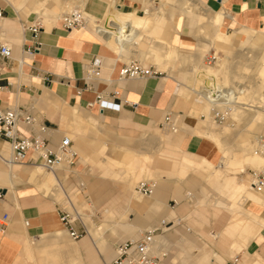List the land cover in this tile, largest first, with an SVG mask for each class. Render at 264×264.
Here are the masks:
<instances>
[{"label":"crops","instance_id":"0c3cea01","mask_svg":"<svg viewBox=\"0 0 264 264\" xmlns=\"http://www.w3.org/2000/svg\"><path fill=\"white\" fill-rule=\"evenodd\" d=\"M146 1L156 2L84 0L82 8L94 23V19L98 22L107 20L110 8L120 14L143 17L148 10L145 8L144 11ZM166 1L171 2L170 18L176 16L172 31H166L163 26L165 18L154 17L151 10H148L152 17L149 28L152 35L157 36L155 41L166 42L170 46L171 64L181 58L187 59L185 53L192 55L193 70L189 69V73L193 74L196 68L207 67L198 63L201 53L210 48L206 36L214 43V33L218 32L225 35L231 44L244 46L251 42L249 33L264 36V0H192L199 2L196 4L202 8L200 6L196 13L184 15H181L182 0ZM69 3V0H0V41L11 48L9 57L0 59V109L19 108L40 118L53 143L62 136L58 127L65 128V136L70 138L76 154L72 173L77 171L78 163L89 164L97 169L100 179L111 182L118 192L115 200L103 209V214L108 219L118 217L124 221L118 224L124 237L137 240L142 229H162L161 222L165 221L167 225L160 241L166 244L167 256L161 264H264V229L251 235L247 228L249 215L264 220V198L257 196L253 189L249 190L251 184L247 187L246 178L241 176L230 174L215 179L216 175L211 173L205 175L177 166L186 160L195 166L206 164L211 168L219 158L215 153V142L203 136L209 129L204 125L200 128L194 117L200 114L202 107L196 112L194 106L183 102V87L169 75L155 79L120 80L118 73L123 58L129 61V56L119 53L114 43L109 38H102L91 25L88 26L90 29H63L58 21ZM26 9L34 12L31 14L35 16L27 14ZM214 14L222 17L215 25L217 28L211 23ZM41 17L44 25L41 24L40 31L33 38L26 28ZM205 24L207 29H203ZM201 28L206 31L205 37L200 36ZM30 42L38 44V50L32 56L24 54ZM108 43L113 44L114 49ZM164 53L169 54L166 50L158 52L160 61H164ZM89 64L97 66L99 78L85 87L83 71ZM154 67L158 71L157 66ZM164 67L165 64L162 65ZM188 89L197 95L193 88ZM112 92L116 93L114 99L111 98ZM97 94L118 104V111L99 110L95 105L92 109L87 108L86 104L93 102ZM193 102H196L195 97ZM173 112L179 114L178 127L172 132L174 135L170 139L157 138L155 141L158 145L156 150L170 160L169 175L177 178L179 185L176 181L163 180L150 199L142 200L134 192L137 183L132 185V178L140 173L157 175L149 166L151 158L148 152L127 149L121 160H115L105 154L104 143L86 136L91 130L101 132V125L118 132L130 128L158 127L162 130L159 125L164 116ZM185 117L194 120L185 121ZM214 131L220 142L216 144L225 146L223 142L228 135L222 133V129L212 133ZM7 148L8 154L4 157L3 152ZM10 154L9 146L0 142V218L4 214L8 216L7 227L0 231V264L110 263L114 259L112 235L108 231L101 232L100 227L95 232H88L75 244H66L57 207V199L61 195L66 196L58 178L59 172L66 169L50 174L36 166L8 164L4 161L9 160ZM126 156L132 158L131 163L124 161ZM246 156L233 154L231 163L239 164ZM145 158L147 161L143 163ZM207 183L215 187L225 201L213 203L212 206L218 207L215 211L201 209L194 212L188 196L195 198L196 205L202 191L207 190ZM78 184L84 186L82 182ZM89 195L100 201L104 191L90 185ZM171 202L176 204L172 206ZM162 207L165 216L161 213ZM76 209L79 211L82 207L77 206ZM236 215L244 223L241 224L243 227L239 226L241 232L233 227V216ZM127 217L130 220L125 223ZM244 218H247L246 222ZM212 228L219 232L217 238L213 245H205V238L214 232ZM100 236L106 237L105 243H100Z\"/></svg>","mask_w":264,"mask_h":264},{"label":"rangeland","instance_id":"374dc122","mask_svg":"<svg viewBox=\"0 0 264 264\" xmlns=\"http://www.w3.org/2000/svg\"><path fill=\"white\" fill-rule=\"evenodd\" d=\"M9 1H11V0H9ZM69 1H70V3L64 12H68V11L72 10L74 7H78L81 9L84 5V0H69ZM155 3H157V4L155 5ZM145 8H148L149 10H151V12L154 16H163L165 18L164 24H163V26L165 25V30L169 31V32L172 31V25L175 22L176 16H175V18L174 17L170 18L169 14H170L171 2H167L166 0H156V2L146 1L145 5H144V9ZM37 10H39V9H37ZM25 11L27 14L34 13L32 11L31 12L28 11L27 9ZM32 16H35V14H33ZM184 19L186 21L188 20L186 17ZM40 20L42 21V23L44 22L43 17H41ZM89 20H90V17H89ZM102 23H103V19L98 22L99 25H101ZM43 25H44V23H43ZM138 28H142V27H138ZM191 30H192V28H191ZM142 34L144 35L145 39L143 38L144 40H142V42L139 46H136L135 48L133 47V49L131 48V52H130L131 54L129 55V61L128 60L126 61V58H123V60L125 61V62L123 61V63L127 64L130 61H137L144 67H152V68H155L152 64H154V65L156 64L157 68L159 69V70L157 69L158 72H160L163 77L166 75H169L174 80H176L177 84H180V86L183 87L182 95H181L182 101L186 102L188 105L190 104V105L194 106L196 112H199L200 107H202L200 114L194 115L196 122L200 125V128H202L203 125L205 126L207 124V125H210V129L216 130V131H218L219 129H222L221 132L228 135L226 137V141L224 142L225 146H219V145L215 144L216 145L215 146V148H216L215 153L218 154L219 158L216 161V163L211 166L210 171H208V174L211 173L212 175H217L219 178L227 177L230 174L234 175V176L237 175V177L241 176L244 179L246 178V184L248 187V184H251L250 183L251 172L252 171H259L261 168H263L264 165L254 167L253 164H251L249 161H245L244 159H242V161H241L242 164L240 162H239V164H232L231 163V156L233 154H237L238 157H243L245 155H248V153L251 152V149L254 148L255 138H257V137L264 138V124L259 123V122L257 123V120L255 121V119L253 121V119H252L253 114H251L252 112L248 111V109H247L248 108L247 105L251 104V103H248V102H250L249 96L251 93L249 90L250 89L249 80L253 79L252 75L256 73V65H257L256 62L257 61H252V60L246 61V59H244L245 56L243 55V56H241V58L239 60H237L235 63H233L231 61V59H232L231 57H232V55L236 49L235 44H233L231 47L228 48L231 51L226 50V49L220 47L218 44H215V43L211 44L210 38L208 36H206V31L203 30L202 35L200 34V36H204V37L206 36V39L210 42L209 50L203 51L200 55V59L198 60V63L201 66H207V67H211V68L214 67L215 68L216 66H219L221 62H223V61L225 62V60L227 62L233 63V64L230 63L231 66H230L229 70L228 69L222 70L215 77H213L215 79L214 82L216 83V85H220L223 82H225L224 83V84H226L225 86L229 85L228 87H230L235 82V84H237V83L239 84L238 85L239 90H242L243 88L245 89V87L247 89V87L249 86L247 89L248 93L246 94V97L244 98V99H247L248 102L244 99L239 100V102H240L239 105L242 106L243 108L246 106L245 107L246 110L236 109L235 107H228V108H231L232 110L229 112V116L227 117V120L225 121V123L219 125L218 123L214 122L213 119L211 118L210 108H212V106L208 103H207L208 105H206L205 102L203 103V100H200L197 97V95L193 94V92H191L188 89V88L192 87V83L194 81V79H193L194 74H192L191 72L189 73V71H188L189 69H190V71H191V69L193 70L192 63H193L194 58L190 57L192 55L190 53H185L186 54L185 56L187 57V59L181 58L179 60H176V62L174 64L168 63L170 61V58L168 55H166L164 61L163 60L162 61H153L152 59H150L149 54L145 53L146 52L145 49H147L146 48L148 46L147 43H149L150 40L157 39V36L152 35V33L149 29V25L143 27ZM235 42H237V40H235ZM164 43L166 44V42H164ZM108 44L111 48L114 49V47L112 46L113 44H110V43H108ZM214 44H215V46H214ZM216 45H218V46L216 47ZM162 47L165 48L166 51L170 50V46H168L167 44H166V47H165V45H162ZM218 49H219V51H218ZM220 51H222V52H220ZM212 52L216 55L218 60L214 65L213 64L206 65L204 63L203 58L206 55L208 56ZM229 52H231V53H229ZM220 53H224V54L228 53L227 55L231 54V56H227L226 54L222 55ZM246 62H248V63H246ZM163 64H165L164 68H162ZM168 64L170 66L169 68H168ZM242 64H244V65H242ZM248 65H249V67H248ZM244 66L246 68H245V71L243 72ZM230 70H231V72H230ZM195 71L196 70H194V72ZM224 72H225V77H224ZM241 73H244L245 75H242V76L246 77L247 79H245V78H244L245 80L241 79V82H239V81H237V79H238L237 76L240 75L239 77H242ZM222 74H223V76H222ZM233 74L234 75L238 74L236 76L237 78L232 77ZM200 79H204L203 76H201ZM205 79H206V81H209L208 79H210V78H209V76H206ZM210 84H211V82H210ZM243 86H245V87H243ZM237 90H234V92ZM255 92H256L255 94H257V95H260V94L264 95V89L263 90H255ZM194 97H195V100L197 103L193 102ZM203 105H205V106H203ZM171 114L174 118L178 119V115H179L178 113L173 112ZM205 118H207V120ZM184 119H185V121L194 120L193 118L191 119L188 117H185ZM101 127H102L101 132H97L96 130H93V131L91 130V132L89 134H87L86 137H87V139L94 140V141L99 142V143H104L106 146L105 154L108 157L115 159V160H121L127 149L134 150L137 152L143 151V150L148 152V154L151 158L149 166L151 167V169L153 171H155L157 173V175L154 176V175H151V173H148V174H150V176H149L148 174L142 175L140 173L139 175L132 178V185H135L136 183H138L141 180H148V181L153 182L155 185V189L160 185V182L163 180L176 181L177 185H179L177 178L169 175L168 171L171 168L170 160L165 158L161 153H159L157 151L158 145L155 141V140H157V138H160L161 140L170 139L172 137V135H174V134H172V132L167 131V130H160V129H158V127H155L153 129H143V128H141V129H138V128L133 129L132 128L131 129L130 128V129L124 130L123 132H118L116 130H110L103 125H101ZM58 128L61 132V135H65V131H66L65 128L64 129L60 128V127H58ZM177 132H178V130H177ZM232 140H234V141L232 142ZM4 151H6V152L5 153L3 152V156L6 157L8 154V148ZM145 161H147V158H145ZM219 162H221L223 164L222 169L217 168V165ZM44 173H46V172H44ZM58 178L60 180L59 181L60 185L62 186V188L64 190V194L71 199L74 206H76V207L81 206L82 207V209H80L79 211L82 215H84L83 216L84 220H82V221L87 225V229H88L89 233L91 231L95 232V229L97 227H100L99 229L101 232L108 231L112 235V236H110V238H112V240H113L111 243L112 247H113V251H114V245L115 244L125 242V241H130V239L128 237H124L122 235V229L118 226V224L124 223V221L122 222V220L118 217H113V219H108V218H106L105 214H103V209H105L108 205H110V203L112 201H114L115 198L119 194L115 190V188L113 187L111 182H109L107 180L100 179V175H99L96 168H94V167L91 168V166L89 164L82 165L81 163H78V168H77V171L75 172V174L72 173V169L71 170H69V169L62 170L61 172H59ZM78 182H82L84 184V190H85L84 193H77V191H79L77 188ZM90 185L91 186L96 185L97 187H100L102 191H104V195L100 201H96L92 196L89 195ZM206 187H207L206 188L207 190L202 191L203 192L202 197L198 198V200H200V202H198L195 205V201H196L195 198L190 200L191 205H192L191 206L192 211L198 212L201 209H208L210 211H215L216 209H218V207L212 206L213 203L220 202L222 200L225 201L224 196L215 187H213L211 184L207 183ZM86 194H87V196H85ZM255 194L257 196L259 195V197H261V198H264V191L261 193H255ZM205 195H209V197L206 198ZM87 197H88V199H87ZM151 197H149V198L142 197V200H148ZM57 200H58L57 202L63 201L64 200L63 195H61ZM84 203H85V205H84ZM171 205L172 206L174 205L173 202H171ZM262 212H263L262 217H264V209H262ZM161 213L164 214V216H165L164 207L161 208ZM88 215H92L94 219H89L87 217ZM134 215L135 214H132V217H134ZM129 220H130V218L127 217L125 219V223H128ZM147 229H149V228H147ZM147 229H142L140 231L138 237H140L141 234ZM212 231H214L212 233V235L205 238V240H204L205 245L206 244H209V245L214 244V240L217 238V235L219 232L215 228H212ZM65 239H66V244H75L74 241L69 240L66 235H65ZM99 241L102 244L105 243L106 237L100 236Z\"/></svg>","mask_w":264,"mask_h":264},{"label":"built area","instance_id":"2783aa9c","mask_svg":"<svg viewBox=\"0 0 264 264\" xmlns=\"http://www.w3.org/2000/svg\"><path fill=\"white\" fill-rule=\"evenodd\" d=\"M88 14L83 8L73 9L63 12L59 18L60 26L65 30L86 29L88 28ZM42 21L35 19L26 30L33 36L40 31ZM95 29L98 21L94 20ZM115 34L121 37L124 31L115 30ZM109 35V34H104ZM38 50V44L30 42L26 45L24 54L32 56ZM11 48L0 41V59L9 57ZM206 65L215 64L218 60L212 52L204 58ZM162 74L152 67H144L137 61L123 63L118 77L120 80H145L155 79ZM99 78L98 68L94 64H89L84 68L83 81L85 87L87 83L96 81ZM115 92L111 93L114 99ZM218 98V97H217ZM93 105L99 110L118 111L119 105L107 100L101 94H97L93 102L86 104V107L92 109ZM230 108L214 107L210 108L211 118L219 125L225 123L229 116ZM177 119L172 114L164 116L159 127L162 130L170 132L176 131ZM0 142L7 144L10 148V159L6 163L29 165L39 167L46 173H56L59 169H69L74 167L76 154L72 149V142L62 135L57 143H53L49 137V130L41 123V119L30 115L23 109L3 108L0 109ZM254 153L264 160V138L257 137L254 141ZM251 188L255 193L264 191V166L259 171H252ZM79 193H84V186L78 184ZM155 185L151 181H140L134 187V191L141 197L149 198L153 195ZM1 197V196H0ZM189 200L191 196H188ZM175 205L176 203L173 202ZM59 223L71 241H78L88 235L87 225L82 221L83 216L76 209L68 196L64 200L57 202ZM94 219L92 215L87 216ZM8 216L4 214L0 218V231L3 232L7 227ZM167 223L161 222V228L147 229L141 236L134 241H125L115 246L114 259L108 264H161L166 258V244L160 241V235L164 232Z\"/></svg>","mask_w":264,"mask_h":264},{"label":"bare ground","instance_id":"6f19581e","mask_svg":"<svg viewBox=\"0 0 264 264\" xmlns=\"http://www.w3.org/2000/svg\"><path fill=\"white\" fill-rule=\"evenodd\" d=\"M193 1L192 0H182V13H181V15L191 14L193 12L196 13V11L198 9L202 8L201 5H197V4H199V2L198 3L196 2L197 3L196 4ZM74 9H77V8H74ZM148 10H146L145 16L143 15V17H135V16H131L129 14H120L116 10H114L113 8H110L107 20H103V23H102L103 25L101 24L102 26H97L99 28L98 30L95 29L96 26L93 23L92 18H90V20L88 21V26L91 25L92 28L95 30V32L98 33L102 38H104V39L109 38L114 43V45L116 46V48L118 49L119 53H121L123 56H126V55L129 56L128 53H129V51H131V48L133 49V47L135 48L136 46H139L141 44L142 40L145 39L144 35L142 34L143 27L148 26V25L150 27V24H151V21H152V17L150 15L151 12L149 13ZM202 10H205V9H202ZM144 11H145V9H144ZM144 11H143V13H144ZM198 14L200 15V13H198ZM210 15H211V13H210ZM214 15H215L214 16L215 20L212 19L213 22H211V23H213L214 27H216L215 25L219 24L220 19L222 17H220L219 15L217 16L216 14H214ZM208 18H209V15H208ZM88 19H89V17H88ZM201 21L203 22L204 19H201ZM207 22H210V21H207ZM206 25L207 24L204 25L203 29H207L208 28V27L205 28ZM138 27H142V28H138ZM211 27L213 28V26H211ZM88 29H90V28L88 27ZM197 29L198 28H196V30ZM203 29H202V31H203ZM115 30L124 31V34L121 37H118L115 34ZM216 30H214L213 33ZM199 31L200 30H198V32L197 31L196 32L199 33ZM202 33H201V35H202ZM104 34H109V35H104ZM214 35H215L214 36L215 37V40H214L215 44H218L220 47H222V48H224L226 50H230L228 48L231 47L233 44H231L229 42V39L225 35L218 34V32L216 34L214 33ZM196 36H199V35L197 34ZM249 36L251 37V42H250L249 45L244 46V45L239 44V43L235 44L236 49H235L234 53L232 52L233 55L231 57L232 58L231 61L233 63H235L243 55L245 56L244 59H246V61L247 60L257 61L256 62L257 63V65H256V73L252 75L253 79L249 80V83H250V89L249 90L251 92L250 96H249L250 102H248L247 99H244L246 97V94L248 93L247 89H248L249 86L247 87V89H246L245 86H243V87H245V89L243 88L242 90H239V87H238L239 84L238 83L235 84V82L230 87H228L229 85L225 86L226 85V84H224L225 82H223L220 85H216V83L214 82L215 79L213 77H215L222 70H227V69L229 70L231 64H233L231 62H227L226 60H225V62L224 61L221 62L220 65L216 66L215 68L214 67L213 68L204 67V68H198V69L196 68V71L193 73L194 74V78H193L194 81L192 83V87L191 88H193V91H195V93L197 94V97L200 100H203V103L205 102L206 105L210 104L212 106V108L221 106V107H226V108L227 107H235L236 109L246 110V108H245L246 106L243 108L242 106L239 105L240 104L239 100L244 99L248 103H251L250 105H247V107H248L247 109H248V111L252 112L251 114H253V116H252L253 121L255 119V121L257 120V123L259 122V123H263L264 124V98L261 95L255 94L256 93L255 90H261L264 87V36L259 35V34H255V33H249ZM210 39H211V41H213L212 38H210ZM211 44H213V43H211ZM215 44H214V46H215ZM147 45H148L146 47L147 49H145V50H146V52L149 55L152 56V57L150 56L152 58V60L153 61H160L158 52L162 50V53H163V51H165V48L162 47V45H165V44L161 43L160 41L150 40V42L147 43ZM218 45H216V47ZM165 47H166V45H165ZM200 47H201V45H200ZM218 51H219V49H218ZM220 52H222V51H220ZM168 53H169L168 54L169 58L170 57L173 58L171 56L170 50L168 51ZM229 53H231V52H229ZM220 54L225 55L226 53L225 54L224 53H220ZM164 55H165V53H164ZM227 56H231V54H229ZM165 57H166V55H165ZM171 62H173V61H169L168 63L171 64ZM246 63H248V62H246ZM169 64H168V68L170 67ZM242 65H244V64H242ZM248 67H249V65H248ZM245 68L246 67L244 66L243 72L245 71ZM230 72H231V70H230ZM237 75L233 74L232 77H235V78L238 77L237 81H239V82H241V79H243V80L247 79L246 77L242 76V75H245L244 73H241L242 77H239L240 75H238V76ZM201 76H203L204 79H200ZM206 76H209V78H210V79H208L209 81H206V79H205ZM222 76H223V74H222ZM224 77H225V72H224ZM210 82H211V84H210ZM234 90H237V91L234 92ZM203 106H205V105H203ZM205 119L207 120V118H205ZM204 127H206V129L208 128L209 130L204 132L203 136H205L209 140L210 139L213 140L215 142V144L216 143L218 144V142H219L218 134H216L215 132H214L215 134L212 133L213 130L209 128L210 125L206 124ZM202 131H204V130H202ZM68 139L70 140L69 137H68ZM233 141L234 140H232V142ZM223 143H222V145H223ZM219 145H221V144H219ZM131 159L132 158L130 156H126L124 158V161L126 163H131L132 162ZM137 160H139V159H137ZM245 161H249L251 164L254 165V167L255 166L264 165V160L254 153V148L251 149V152H249L248 155L245 157ZM144 162H146V161L143 159V163ZM140 163H142V161ZM8 164H12V163H8ZM173 164H175V163H173ZM179 164L180 165H177V166H179L180 168L187 169V170L191 169V170H194V171H200V172H202V174H205V175L208 174L207 170L210 168L206 164H205V166H195L194 164H192L191 162H188L186 160H182ZM217 168L218 169H222L223 168V164L221 162H219L218 165H217ZM46 175L50 177V178H48L49 180H52L51 179L52 177L50 175H48V174H46ZM148 175L150 176V174H148ZM151 175H152V172H151ZM214 178L217 179L218 176L216 175ZM249 190H252L251 186L249 187ZM240 219H242V218H240ZM240 219H239L238 215H236V217L233 216V222H234L233 223V227L234 228H238L239 231H240V229H239L240 227L239 226L241 224L242 225L244 224V223H242L243 221H241ZM244 219H245V222H246L247 218H244ZM248 219L250 221H247V228L251 231L250 232L248 230L249 234L254 235L257 231H260L261 229H264V220L263 219L255 217V216H251V215L248 216ZM241 234H243V232Z\"/></svg>","mask_w":264,"mask_h":264}]
</instances>
